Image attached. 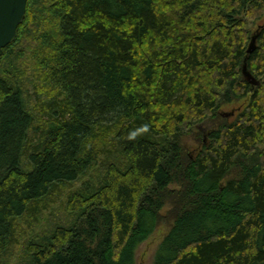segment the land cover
Here are the masks:
<instances>
[{"label":"trees","instance_id":"trees-1","mask_svg":"<svg viewBox=\"0 0 264 264\" xmlns=\"http://www.w3.org/2000/svg\"><path fill=\"white\" fill-rule=\"evenodd\" d=\"M263 18L264 0H28L0 55V264H136L166 218L153 264H264Z\"/></svg>","mask_w":264,"mask_h":264},{"label":"rangeland","instance_id":"rangeland-1","mask_svg":"<svg viewBox=\"0 0 264 264\" xmlns=\"http://www.w3.org/2000/svg\"><path fill=\"white\" fill-rule=\"evenodd\" d=\"M258 23L262 24L264 23V18L262 20H260ZM30 62V58H29V53L26 54L25 59H23L21 61V63L25 64V68L28 71V74H30L31 72V64ZM247 100H241L239 102H234L230 105H226L224 107L221 108L220 113L222 112H233L232 114V118H235L238 113L244 109V107L246 106ZM246 102V103H245ZM224 117V116H223ZM231 117V116H229ZM205 129V128H204ZM199 141L196 139V136L193 134H190L188 136H186L185 138V146L189 149L190 152H194V150H196V147L198 146ZM58 202V201H57ZM60 204L61 201H59L58 203H54L52 204L53 207L50 210H45L41 215V219L38 221H35L33 224H31V226H29L27 223H25L24 225L22 224V230L21 233L23 236L29 237L32 233L34 234H38L41 231H43L46 227V223L52 217H59L62 218L64 216V214L62 213L61 209H60ZM51 205V206H52ZM168 211V208H165L163 210V213H165L164 215L167 216L168 214L166 213ZM52 214V216H50ZM170 227V221L166 218L163 220V223L156 229V231L146 240L144 241L136 254V264H153V259H154V255L156 252L157 247L159 246L160 242L162 241V239L164 238L165 234L168 232ZM19 249V248H18Z\"/></svg>","mask_w":264,"mask_h":264},{"label":"water","instance_id":"water-1","mask_svg":"<svg viewBox=\"0 0 264 264\" xmlns=\"http://www.w3.org/2000/svg\"><path fill=\"white\" fill-rule=\"evenodd\" d=\"M28 0H0V55L3 49L17 38L20 24L23 22ZM252 27V23L249 24ZM257 35L252 36L247 53L251 54L256 48ZM244 78L253 86L259 85L258 80L247 67V58L242 67ZM233 112H222L221 115L229 117Z\"/></svg>","mask_w":264,"mask_h":264}]
</instances>
